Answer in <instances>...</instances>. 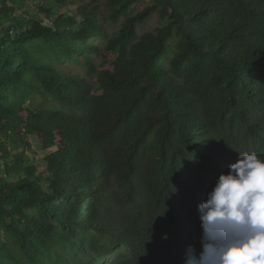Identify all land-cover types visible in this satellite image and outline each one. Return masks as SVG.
Here are the masks:
<instances>
[{
	"label": "trees",
	"instance_id": "16d2710c",
	"mask_svg": "<svg viewBox=\"0 0 264 264\" xmlns=\"http://www.w3.org/2000/svg\"><path fill=\"white\" fill-rule=\"evenodd\" d=\"M26 1L0 0V264L199 255L198 204L264 159V0Z\"/></svg>",
	"mask_w": 264,
	"mask_h": 264
},
{
	"label": "clouds",
	"instance_id": "9594fccd",
	"mask_svg": "<svg viewBox=\"0 0 264 264\" xmlns=\"http://www.w3.org/2000/svg\"><path fill=\"white\" fill-rule=\"evenodd\" d=\"M197 211L202 250L189 246L184 264H264V159L256 152L239 153Z\"/></svg>",
	"mask_w": 264,
	"mask_h": 264
},
{
	"label": "rangeland",
	"instance_id": "374dc122",
	"mask_svg": "<svg viewBox=\"0 0 264 264\" xmlns=\"http://www.w3.org/2000/svg\"><path fill=\"white\" fill-rule=\"evenodd\" d=\"M26 3L28 5V7L30 8V3H29L28 0L26 1ZM146 4H147V1L146 0H140L135 6H137L139 9H144L146 7ZM28 7L24 8V9H27ZM157 26H158V22H157L156 19L153 18V19H151L147 23L146 26H144V27L141 28V31H144V30H152V29H154ZM75 71H79L81 73L80 70L75 69ZM32 142H33L32 146H33V152L34 153L31 152L29 154L30 163L33 164V165H35V166H37V167H39V171L40 170L42 171V169L45 166L44 158L47 155V153L44 152V151H41L40 149H38L36 147V144H35V140L34 139H32Z\"/></svg>",
	"mask_w": 264,
	"mask_h": 264
}]
</instances>
